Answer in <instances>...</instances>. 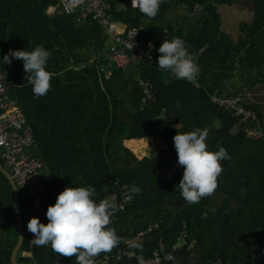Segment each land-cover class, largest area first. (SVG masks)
<instances>
[{"label": "trees", "instance_id": "obj_1", "mask_svg": "<svg viewBox=\"0 0 264 264\" xmlns=\"http://www.w3.org/2000/svg\"><path fill=\"white\" fill-rule=\"evenodd\" d=\"M247 1L254 18L234 37L223 30V10L238 0H164L154 18L131 0H110L116 21L129 30L143 26L140 43L157 62L133 60L107 77L100 65L111 38L91 15L68 14L61 0H0V59L38 45L51 52V88L39 98L22 60L1 64L45 168L36 190L15 182L25 225L18 264H76L50 246H34L27 223L33 216L47 223V207L61 191L89 185L97 201L118 206L109 227L119 243L94 264H155V253L156 264H264V92L252 93L264 84V0ZM173 37L185 41L199 65L192 82L171 80L156 67L159 46ZM141 81L150 82L149 92ZM196 129L207 130L209 150L223 147L230 158L221 161L215 191L189 204L178 186L183 166L173 137ZM147 136L168 148L139 159L134 153L154 147ZM133 185L142 191L130 192ZM18 239L13 186L0 170V264H13Z\"/></svg>", "mask_w": 264, "mask_h": 264}, {"label": "clouds", "instance_id": "obj_2", "mask_svg": "<svg viewBox=\"0 0 264 264\" xmlns=\"http://www.w3.org/2000/svg\"><path fill=\"white\" fill-rule=\"evenodd\" d=\"M163 3L164 0H131V6L149 18L158 14ZM158 52L161 55L156 67L170 72L175 79L196 80L199 65L182 38L163 40ZM50 57L51 52L38 45L31 51L10 49L0 59V64L11 65L13 58L22 60L26 79L32 85L34 96L39 98L47 95L51 88L52 75L47 70ZM207 135V130L196 129L187 133L177 132L173 137L177 163L184 168L178 186L189 204H197L215 191L223 170L221 161L230 158L223 147L218 151L209 150ZM141 191L137 185L130 188L132 193ZM96 196V189L90 185L66 187L58 194L55 203L47 207V223L41 222L38 216L28 221L27 229L34 236L32 244L36 247L50 246L54 253L75 257L76 264H94V257L111 252L119 243L115 229L109 227L118 206L109 199L97 201Z\"/></svg>", "mask_w": 264, "mask_h": 264}, {"label": "built area", "instance_id": "obj_3", "mask_svg": "<svg viewBox=\"0 0 264 264\" xmlns=\"http://www.w3.org/2000/svg\"><path fill=\"white\" fill-rule=\"evenodd\" d=\"M61 7L68 14L79 10L83 18L91 15L94 21L109 33L113 45L109 48L106 60L100 65L102 73L107 77L112 75L114 68L129 65L134 57L151 63L157 62L151 48L144 47L140 43L142 28L121 30L116 24L110 13V0H61ZM141 85H144L145 91L149 92L151 88L149 81H141ZM0 140H6V143L0 144V149H3L1 156L5 158V165L13 171L11 173L17 185L28 186L31 190H36L38 186L35 183H37L38 176L44 172V163L36 156L38 145L24 112L8 93L1 64ZM39 189H41L40 186ZM35 205L41 206L39 198L35 200ZM159 261L160 256L155 253L154 263ZM142 263L152 264L151 262Z\"/></svg>", "mask_w": 264, "mask_h": 264}, {"label": "rangeland", "instance_id": "obj_4", "mask_svg": "<svg viewBox=\"0 0 264 264\" xmlns=\"http://www.w3.org/2000/svg\"><path fill=\"white\" fill-rule=\"evenodd\" d=\"M244 2H246V0H238V2H236V6L234 8H227V9L225 8L223 10V15L225 18L223 30L234 33L235 34L234 37H236L238 34H240L238 29L240 28L241 20H242V8L245 7V13L246 14L251 13L253 10L251 3H244ZM125 7H126V5L123 6V8H125ZM247 10H249V11H247ZM112 24L114 25V22H112ZM114 28H115V26H114ZM139 28L141 29V28H143V26H141ZM117 30L120 31L119 28H117ZM121 30H123V29L121 28ZM135 61H137L136 62V64H137L139 62L138 58ZM170 76H171V80L175 79L171 73H170ZM263 92H264V84H263V86H259V87L254 88L252 93H253V95L256 96V95H259ZM253 99H255V98H253ZM254 101H256V100H254ZM261 102L263 103V100H261ZM259 133L260 132H257L256 135H259ZM148 137H151V136H147L143 139H147ZM151 138H153V140H154V143H153L154 147L152 150H147L145 155H142V156H138L136 153H134L139 159H142V158L147 157V156H150V157L153 156L152 153H154L156 150L159 151L160 148H163V149L168 148L167 144L162 143L159 139L155 138L154 136H152ZM4 143H6V140H0V144H4ZM124 144H125V142H124ZM0 152H1V150H0ZM4 167L10 173L12 172L10 167H8L7 165H4ZM183 171H184V168H182L181 176L183 175ZM181 245H183V244H181ZM27 254H29V253L27 252Z\"/></svg>", "mask_w": 264, "mask_h": 264}, {"label": "water", "instance_id": "obj_5", "mask_svg": "<svg viewBox=\"0 0 264 264\" xmlns=\"http://www.w3.org/2000/svg\"><path fill=\"white\" fill-rule=\"evenodd\" d=\"M0 170L9 178L13 186L16 213H17V219H18V224H19V239L12 253V262L13 264H18V261H17L18 254L21 250V247L23 245L24 238H25V225H24V220H23L21 206H20L19 190L14 181L12 174L4 167L2 163H0Z\"/></svg>", "mask_w": 264, "mask_h": 264}, {"label": "crops", "instance_id": "obj_6", "mask_svg": "<svg viewBox=\"0 0 264 264\" xmlns=\"http://www.w3.org/2000/svg\"><path fill=\"white\" fill-rule=\"evenodd\" d=\"M244 3H249V2L247 1V2H244ZM252 7H253V4H252ZM247 11H249V10H247ZM76 12H77L78 14H80V15H78V16L81 17V13H80V11L77 10ZM76 12H74V13H76ZM74 13H73V14H74ZM112 17H113V16H112ZM253 18H254V17H253V11H252L251 13L246 14V13H245V7L242 8V20H241V24L244 23V22H248V23H250V22L253 20ZM113 19H114V18H113ZM114 20H115V19H114ZM115 21H116V20H115ZM116 24H117L120 28H122V29H126V30L129 29L128 25L125 24V23H123V22L116 21ZM136 28H139V27H136ZM142 30H143V28H142ZM142 30H141V31H142ZM112 45H113L112 42H109V43H108V47H109V48H110ZM136 59H137V58L134 57V58L132 59V61H133V60H136ZM156 60H157V59H156ZM132 61H131V62H132ZM138 61H139V62H142V61H144V60H139V59H138ZM146 61H147V60H146ZM133 62L136 63L137 61H133ZM147 62H149V61H147ZM5 81H6V77H5ZM6 85H7V84H6ZM7 88H8V87H7ZM8 90H9V94L12 95V93H11V91H10L9 88H8ZM151 137H152V136H151ZM130 140H140V139H130ZM126 141H129V140H126ZM126 141H125V142H126ZM30 255H31V253H29V254L26 253V254H25V256H30Z\"/></svg>", "mask_w": 264, "mask_h": 264}]
</instances>
